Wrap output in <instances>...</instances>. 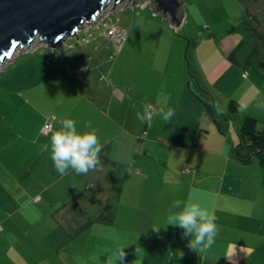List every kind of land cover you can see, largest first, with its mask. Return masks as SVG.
<instances>
[{"label": "crops", "instance_id": "1", "mask_svg": "<svg viewBox=\"0 0 264 264\" xmlns=\"http://www.w3.org/2000/svg\"><path fill=\"white\" fill-rule=\"evenodd\" d=\"M231 3L235 23L213 51L223 71L248 81L243 93L234 96L247 109L233 118L229 107L222 117L212 95L200 94L188 76L181 46L162 43L156 35L164 29L154 25L165 27V21L150 12L129 29V36H135L130 48L113 49L118 61L107 76L101 64L88 65L80 52L66 55L62 45L38 44L9 60L0 70V221H7L0 222L2 230L16 226L7 212L22 206V218L35 221L28 222L29 228L40 225L44 231V222H38L44 215L33 210L53 208L66 230L60 231L73 238L65 264H107L123 246L124 264H264V165L254 156L242 162L234 153L245 114L264 127V109L256 107L264 99V34L246 27L243 32L246 3ZM153 31L157 41L138 42ZM245 35L253 48L239 58ZM240 67L246 69L241 74ZM145 103L172 108L175 115L169 123L156 116L149 127L137 118ZM64 118L75 120L78 129L90 122L97 130L103 146L97 170L87 175L56 171L50 157L52 130L44 134L42 128L48 120L54 126ZM231 119L241 120L238 138L227 133ZM98 194L111 202L106 207L111 221L89 208ZM177 199L216 217L218 234L206 250L197 253L183 229L166 224ZM48 228L49 235L53 231Z\"/></svg>", "mask_w": 264, "mask_h": 264}, {"label": "rangeland", "instance_id": "2", "mask_svg": "<svg viewBox=\"0 0 264 264\" xmlns=\"http://www.w3.org/2000/svg\"><path fill=\"white\" fill-rule=\"evenodd\" d=\"M231 2L232 0H183L184 18L180 25L172 26L171 20L162 16L159 17H161L163 22L165 21V27L160 24L154 25L164 29L161 30L160 35H156L161 38L163 44L168 45L169 48L181 46V55L185 64H187L188 76L192 78V82L198 87L202 96H207L205 92L212 95L215 100L216 110L222 117H225L224 115L228 113L230 97L241 95L243 90H245L244 87H247L246 82H248H241V77L237 75L231 76L235 73L223 71L224 67L222 64L220 66V62L213 51L214 45H217L216 41H220L223 34L231 29V22L235 23V18H232L234 6ZM244 2L248 11L244 14L246 22L244 27L243 25L241 26V30L244 32L243 28L246 27L252 32L257 31L258 36L263 35L264 0H244ZM142 4L143 2L139 3L137 1L136 6L133 7V4L126 2L119 4L117 8L113 6L105 10V13L97 18L96 22L87 24L80 31L81 33L70 36L60 43L59 45H62V48L59 45L56 48L59 47L62 51L63 49L66 50L64 52L66 55L70 52H76L77 54L80 52L88 65L101 64L102 74L107 76V70L118 61V55L115 57L116 52L113 51V42L107 36V28L109 25L125 28L126 40L124 45L127 44L125 49H129V45L132 44L130 42L135 40V36H132L133 38L129 36V29L136 22H139L138 16L148 14V12L154 16L151 6L146 5L144 6L145 8H142L140 7ZM248 24L252 25L253 28H250ZM154 34H156V31H153L149 38H144L138 42L157 41V37ZM245 36L247 44L238 53L240 54L239 58H242V55L247 53L248 49L252 50L253 48L250 45L249 36ZM37 45L34 44L24 50H30ZM204 45H210V47L206 48ZM133 48L135 49V47ZM207 49H210V51ZM128 52L130 53V50ZM113 53L114 57H111ZM231 63L228 60L226 62V64ZM83 65L85 66L86 64ZM228 67L226 66V69ZM238 70L241 74L246 69L240 67ZM96 74L98 76L102 75L99 70L96 71ZM244 77L247 78V72H245ZM238 82L242 84L239 85ZM245 117H247L246 114L243 119ZM240 121L239 119L228 121L230 129L227 133L231 132L235 138H238L237 128ZM42 133H44V126ZM96 200V203L89 204L90 210H96L98 218L102 214L108 216L109 211L106 207L110 208L111 202L105 203L104 196L101 194H98ZM33 212L44 215V219L38 221L44 222V231H42L40 225H37L34 231L29 228L30 224L28 222L35 221L22 218V206H17L15 212H7V214L13 215L10 222H16V226H13L9 232L0 228V264H65L66 258L64 257L74 246V243L73 238L68 233L60 231V229H63L57 223L61 222L60 214L53 208L45 209V207L43 210L36 209ZM24 213L28 212L24 211ZM0 222L7 221L1 220ZM49 224L51 228H48V230L50 232L53 231V233L49 232L50 234L48 235L46 228L49 227ZM5 226L8 229V225L4 224L3 228ZM16 228L17 230L15 231ZM27 229H30L28 230L29 233L26 231ZM57 229H59V233ZM63 230L66 231L65 229ZM78 240L77 242H79ZM62 245H64L63 248H61ZM59 248L61 249L59 250Z\"/></svg>", "mask_w": 264, "mask_h": 264}, {"label": "water", "instance_id": "3", "mask_svg": "<svg viewBox=\"0 0 264 264\" xmlns=\"http://www.w3.org/2000/svg\"><path fill=\"white\" fill-rule=\"evenodd\" d=\"M137 1L143 0H0V70L18 52L37 43L56 47L96 22L105 10L125 2L134 7ZM149 2L154 15L180 25L183 0Z\"/></svg>", "mask_w": 264, "mask_h": 264}, {"label": "clouds", "instance_id": "4", "mask_svg": "<svg viewBox=\"0 0 264 264\" xmlns=\"http://www.w3.org/2000/svg\"><path fill=\"white\" fill-rule=\"evenodd\" d=\"M117 8V7H116ZM256 107L264 109V99L258 100ZM247 105L240 104L237 111L243 113ZM175 111L172 108L155 107L151 103H145L143 111L137 113L141 123L151 127L153 119L159 116L164 123H169ZM102 144L97 135V130L90 122H86L82 128H77V122L70 118L60 119L53 126L50 137V157L56 171L67 174L70 170L77 175H87L89 171H95L101 164L100 153ZM216 217L198 205L182 200L172 201L166 224L183 229V235L188 237V246L198 251L209 248L218 234ZM158 231V228H157ZM126 253L123 247H117L108 259L107 264H124Z\"/></svg>", "mask_w": 264, "mask_h": 264}, {"label": "trees", "instance_id": "5", "mask_svg": "<svg viewBox=\"0 0 264 264\" xmlns=\"http://www.w3.org/2000/svg\"><path fill=\"white\" fill-rule=\"evenodd\" d=\"M247 9V8H246ZM248 11V10H247ZM239 102L232 98L229 101L230 116L236 117L238 114ZM209 114L214 117L211 106L206 103ZM257 118L247 116L242 122L239 130L240 144L235 148V156L242 162H250L253 158L264 165V127L259 128ZM254 156V157H253ZM253 157V158H252ZM111 216V215H110ZM102 214L101 220L111 221V217Z\"/></svg>", "mask_w": 264, "mask_h": 264}, {"label": "built area", "instance_id": "6", "mask_svg": "<svg viewBox=\"0 0 264 264\" xmlns=\"http://www.w3.org/2000/svg\"><path fill=\"white\" fill-rule=\"evenodd\" d=\"M141 2H143V4L140 5V7H142V8H145L144 6H146V5H150L149 0H143ZM141 2H139V3H141ZM107 29H108L107 36L113 42L115 51L116 52L120 51L122 46L125 43V40H126V29L123 27L117 26V25L116 26L109 25ZM52 118H54V117L52 116ZM52 128H53V123L48 120L46 122V124L44 125V134H47L48 132H50L52 130ZM189 170H190V168L185 169V171H189ZM38 199L39 198L36 197V200H38Z\"/></svg>", "mask_w": 264, "mask_h": 264}, {"label": "bare ground", "instance_id": "7", "mask_svg": "<svg viewBox=\"0 0 264 264\" xmlns=\"http://www.w3.org/2000/svg\"><path fill=\"white\" fill-rule=\"evenodd\" d=\"M126 3V2H125ZM85 28V27H84ZM80 33V32H79Z\"/></svg>", "mask_w": 264, "mask_h": 264}]
</instances>
